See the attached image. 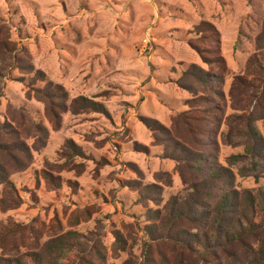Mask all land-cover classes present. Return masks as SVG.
I'll use <instances>...</instances> for the list:
<instances>
[{
  "label": "rangeland",
  "instance_id": "1",
  "mask_svg": "<svg viewBox=\"0 0 264 264\" xmlns=\"http://www.w3.org/2000/svg\"><path fill=\"white\" fill-rule=\"evenodd\" d=\"M0 17L16 52L26 48L34 70L63 87L67 98L53 123L44 104L26 96L33 73L1 74L0 200L7 210L0 208V235L9 222L21 230L0 240V258L34 252L50 256L49 264H228L218 253L191 255L163 218L146 216L158 210L163 217L166 202L193 182L196 163L171 157L172 145L188 157L208 158L201 173L213 160L230 168L229 157L245 154L222 139L234 114L255 121L263 152L257 165L243 160L244 176L230 168L234 185L264 192V95L259 88L243 96L230 92L264 29V0H0ZM200 22L218 32L223 71L200 60L198 50L214 47L193 29ZM191 65L210 73L209 91L185 78ZM75 99L102 108H77ZM210 108L214 115L202 121L196 138L172 125L178 113ZM140 118L159 124L161 133ZM60 237L63 248L47 253L46 245Z\"/></svg>",
  "mask_w": 264,
  "mask_h": 264
},
{
  "label": "trees",
  "instance_id": "2",
  "mask_svg": "<svg viewBox=\"0 0 264 264\" xmlns=\"http://www.w3.org/2000/svg\"><path fill=\"white\" fill-rule=\"evenodd\" d=\"M193 29L204 38L208 37L209 42L214 45L208 51L198 50L201 62L207 67L215 66L223 71L226 66L220 52L218 32L215 27L208 22H200ZM7 69L18 70L25 74L33 73L29 80L30 89L26 96L41 101L45 106L46 117L53 123H58L60 114L66 109L67 98L63 87L47 81L42 71L34 70L30 54L26 48H21L20 51L16 52V45L10 40V29L0 17V77ZM184 76L193 80L194 83L200 84L207 91L211 89L214 81L211 79L210 73L197 65H191ZM36 83H44V85L42 88H34ZM258 88L259 95L263 96L264 29L257 39L255 51L247 59L242 75L234 78V85L230 92L235 96H243ZM202 99L205 100L206 98L203 97ZM263 100L264 96L261 98V101ZM73 104L77 108L100 111L98 109L100 106L88 100L75 99ZM212 115L214 114L211 108L205 110L203 114L185 111L178 113L173 118L172 125L183 128L188 135L196 138L202 131V121ZM140 121L148 129L161 133L159 124L155 122L152 124L146 118H140ZM226 125L228 130L227 135L222 133L223 142L227 145L233 144L242 147L243 152H245V154L241 153L229 157L227 163L230 168H236L238 175L244 176L246 168L241 164L244 159L249 157L256 165L262 159L261 136L255 126V121L244 113L231 115L226 121ZM70 145L74 147L71 143ZM170 148L167 153L171 157H187L185 159L187 163H196L191 167L194 176L193 182L187 184L177 195L166 202L163 217L159 215L158 210H155L146 218L152 220L163 218L164 226L169 227L172 238L179 241V245L182 246L181 249L186 250L191 255L195 254L203 258L212 257L213 259L218 253L223 255L228 264H244L248 262V258L251 259L248 264L256 261L264 264V192L253 195L250 190H236L234 173L230 168L223 167L213 160L210 162L207 172L201 173L202 164L208 158H204L201 154H190L188 157L186 156L187 150L180 146L172 145ZM73 152L78 153L76 149ZM0 171H3L1 165ZM43 177L48 183L60 186L59 179L52 177L51 174L43 173ZM184 181L183 179L182 182ZM66 183L71 189H75V183L69 181ZM37 184L38 182H36L35 188ZM146 191L141 192V197L143 196V199L147 200L151 191ZM0 208L3 211L7 210L6 200H0ZM183 223L192 228L187 230L188 227ZM194 225L203 226L204 234L199 236L197 232H194L197 230ZM20 230L21 225L9 222L3 226L0 240L7 242L10 240L9 235ZM64 241V237H60L50 244L48 243L45 247L47 253H57V250L63 248ZM243 252H246L247 255ZM238 256L242 259H238ZM49 257L41 258L34 252H28L21 258H0V264H49ZM54 260L58 262L60 257Z\"/></svg>",
  "mask_w": 264,
  "mask_h": 264
}]
</instances>
